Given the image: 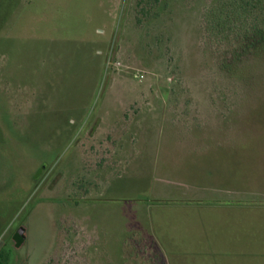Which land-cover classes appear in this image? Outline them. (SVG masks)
I'll return each mask as SVG.
<instances>
[{
	"label": "rangeland",
	"instance_id": "obj_1",
	"mask_svg": "<svg viewBox=\"0 0 264 264\" xmlns=\"http://www.w3.org/2000/svg\"><path fill=\"white\" fill-rule=\"evenodd\" d=\"M0 264H264V0H0Z\"/></svg>",
	"mask_w": 264,
	"mask_h": 264
},
{
	"label": "trees",
	"instance_id": "obj_2",
	"mask_svg": "<svg viewBox=\"0 0 264 264\" xmlns=\"http://www.w3.org/2000/svg\"><path fill=\"white\" fill-rule=\"evenodd\" d=\"M211 11H212L211 14H213L212 15V20H214V22L216 23V27L223 29V27H224V20L227 21V22H229L230 19H231V16H229V14L228 15H225L224 14V9H217L215 7ZM23 236H24V231H23V233L16 232V234H15V241H16L17 246L22 245V243L24 242V238L25 237H23Z\"/></svg>",
	"mask_w": 264,
	"mask_h": 264
},
{
	"label": "water",
	"instance_id": "obj_3",
	"mask_svg": "<svg viewBox=\"0 0 264 264\" xmlns=\"http://www.w3.org/2000/svg\"><path fill=\"white\" fill-rule=\"evenodd\" d=\"M23 231H24V228H20L19 230H18V233H23ZM24 237V236H23Z\"/></svg>",
	"mask_w": 264,
	"mask_h": 264
},
{
	"label": "crops",
	"instance_id": "obj_4",
	"mask_svg": "<svg viewBox=\"0 0 264 264\" xmlns=\"http://www.w3.org/2000/svg\"><path fill=\"white\" fill-rule=\"evenodd\" d=\"M115 155V154H114Z\"/></svg>",
	"mask_w": 264,
	"mask_h": 264
}]
</instances>
